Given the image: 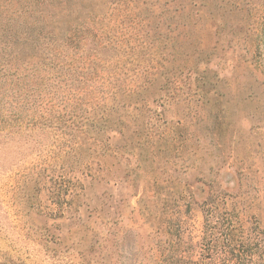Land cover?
<instances>
[{
	"label": "rangeland",
	"instance_id": "obj_1",
	"mask_svg": "<svg viewBox=\"0 0 264 264\" xmlns=\"http://www.w3.org/2000/svg\"><path fill=\"white\" fill-rule=\"evenodd\" d=\"M0 264H264V0H0Z\"/></svg>",
	"mask_w": 264,
	"mask_h": 264
}]
</instances>
